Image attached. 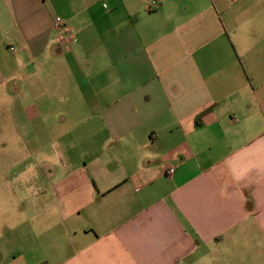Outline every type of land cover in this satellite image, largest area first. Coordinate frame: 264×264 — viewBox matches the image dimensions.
Wrapping results in <instances>:
<instances>
[{
    "label": "crops",
    "instance_id": "1",
    "mask_svg": "<svg viewBox=\"0 0 264 264\" xmlns=\"http://www.w3.org/2000/svg\"><path fill=\"white\" fill-rule=\"evenodd\" d=\"M26 82L51 193L0 189V264H264V0H0Z\"/></svg>",
    "mask_w": 264,
    "mask_h": 264
},
{
    "label": "rangeland",
    "instance_id": "2",
    "mask_svg": "<svg viewBox=\"0 0 264 264\" xmlns=\"http://www.w3.org/2000/svg\"><path fill=\"white\" fill-rule=\"evenodd\" d=\"M45 74L43 82L51 92V77ZM22 88L18 96L0 100V189L51 193V100H21L30 97L29 82L18 90ZM15 201L9 198L8 205Z\"/></svg>",
    "mask_w": 264,
    "mask_h": 264
},
{
    "label": "built area",
    "instance_id": "3",
    "mask_svg": "<svg viewBox=\"0 0 264 264\" xmlns=\"http://www.w3.org/2000/svg\"><path fill=\"white\" fill-rule=\"evenodd\" d=\"M156 5H157V3L153 2L152 7L150 9H152ZM63 25H64L63 20L61 18H57L56 22H55V28L60 30V29H62ZM61 40L64 41L62 37H61ZM10 50H11L12 53H16L17 52V49L15 47H11ZM167 173L168 174H173L174 173V169L173 168L169 169L167 171Z\"/></svg>",
    "mask_w": 264,
    "mask_h": 264
},
{
    "label": "trees",
    "instance_id": "4",
    "mask_svg": "<svg viewBox=\"0 0 264 264\" xmlns=\"http://www.w3.org/2000/svg\"><path fill=\"white\" fill-rule=\"evenodd\" d=\"M207 111H208V110H207ZM207 111H206V112H207ZM199 121H201V116H199L198 119H197V122H198V123H199Z\"/></svg>",
    "mask_w": 264,
    "mask_h": 264
}]
</instances>
